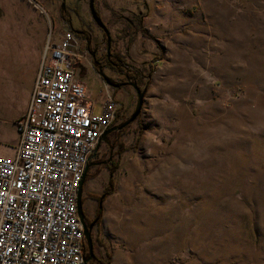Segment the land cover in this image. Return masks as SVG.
I'll use <instances>...</instances> for the list:
<instances>
[{
	"label": "rangeland",
	"instance_id": "rangeland-1",
	"mask_svg": "<svg viewBox=\"0 0 264 264\" xmlns=\"http://www.w3.org/2000/svg\"><path fill=\"white\" fill-rule=\"evenodd\" d=\"M38 4L0 0V23L25 18L44 29L46 44L68 27L62 0ZM95 7L126 60L136 69L155 64L142 78L147 94L136 120L144 128L125 144L131 123L109 138L114 152L102 149L118 160L135 151L101 202L110 207L106 235L97 233L114 249L110 264H264V0H95ZM80 13L101 39L89 0ZM143 14L146 33H133L129 20ZM95 77L93 86L105 85ZM126 89L116 100L128 117L138 95ZM95 172L88 180H101ZM111 178L110 171L103 191L85 186L95 216Z\"/></svg>",
	"mask_w": 264,
	"mask_h": 264
},
{
	"label": "built area",
	"instance_id": "built-area-1",
	"mask_svg": "<svg viewBox=\"0 0 264 264\" xmlns=\"http://www.w3.org/2000/svg\"><path fill=\"white\" fill-rule=\"evenodd\" d=\"M83 47L72 30L50 34L28 109L15 122V152L0 155V264H85L78 190L121 106L112 92L96 99L88 91Z\"/></svg>",
	"mask_w": 264,
	"mask_h": 264
},
{
	"label": "crops",
	"instance_id": "crops-1",
	"mask_svg": "<svg viewBox=\"0 0 264 264\" xmlns=\"http://www.w3.org/2000/svg\"><path fill=\"white\" fill-rule=\"evenodd\" d=\"M38 1L39 0H20L22 4L29 8H31V6L36 7ZM45 40L46 36L44 29H38L34 23L25 20V18L21 23H0V155H12L15 152L14 147L18 141V131L15 122L22 117L28 109L43 55ZM158 64L159 63H157V67ZM92 77L96 79L95 74H93ZM82 79L87 84L88 91L96 99H100L99 96L103 92H112L115 99H117L116 95L122 93L121 91L127 92L126 88L128 86L116 88L110 84L109 87L99 84V89H97V86H93L91 82L86 81L83 76ZM99 83H101V81H99ZM96 89L99 90L97 95H95V92H97ZM100 103L101 101L94 103V112L99 111ZM137 126H139V128H136ZM141 127L144 128V124L140 117L138 122L137 120L134 121L129 127L124 143L126 144L127 141L130 143L134 135L140 133ZM105 144L110 148L109 151L112 152L113 149V152L115 151L116 146H112L111 148L110 144L106 142ZM103 145H100L97 151L99 152L98 156L95 159L92 157V164L88 170L89 174L96 170L94 174L97 173L98 176H101V180L96 181L90 178L89 180L87 179L83 185L82 199L84 200V210L86 208L85 212L90 220L95 216V210L92 209L95 200L86 198L85 186L89 185V182H94L97 185L93 184L95 185L93 186L95 188L94 192L99 190L103 191V187L106 184L105 180L110 178L109 162L112 158H105L103 156ZM9 148L12 149V151H10ZM149 148H151V146H149ZM133 153H135V151L131 150V148L125 152L124 157L122 156L120 158V167H122L125 161V156L127 158L130 154L133 155ZM114 160L115 162L118 160L116 155L114 156ZM109 207V204L104 205V215L107 213ZM106 227V218L103 216L98 224L94 225L92 230L93 237L95 238V245H97L99 240L102 243L101 235L97 233V230L106 235ZM102 245H105V249L101 251V256H104L107 251L111 254L113 260L115 257L114 249L110 250L105 241H103Z\"/></svg>",
	"mask_w": 264,
	"mask_h": 264
},
{
	"label": "flooded vegetation",
	"instance_id": "flooded-vegetation-1",
	"mask_svg": "<svg viewBox=\"0 0 264 264\" xmlns=\"http://www.w3.org/2000/svg\"><path fill=\"white\" fill-rule=\"evenodd\" d=\"M73 8L75 9L76 7L73 6ZM70 16L72 19L71 21L73 24V29L75 31L74 33L83 41V50L86 54H88V58H90L92 62L89 67H87L86 64L81 65V76H83L84 79L87 78L86 81H89L88 79L91 78L93 74H96L101 78V80H104L99 73L100 69L102 68L104 72L112 77L116 82H127L128 78L131 79L130 74H134L136 68L124 57H117V54L121 52L113 47L112 34L110 45L108 44L107 37L105 39L103 36L104 31L102 28V38L99 40H94V30L92 26H90V24L85 20L83 21L75 11H71ZM75 22L77 23V26H74ZM124 86L130 85L125 84ZM87 219L89 223L95 222L93 220L90 221L88 217ZM96 224H98V222ZM96 255L98 256V254Z\"/></svg>",
	"mask_w": 264,
	"mask_h": 264
},
{
	"label": "water",
	"instance_id": "water-1",
	"mask_svg": "<svg viewBox=\"0 0 264 264\" xmlns=\"http://www.w3.org/2000/svg\"><path fill=\"white\" fill-rule=\"evenodd\" d=\"M89 7H90V11H91V14H92L94 21L96 22V24L100 28L103 29L104 33L106 34L108 44L110 45L111 32H110L109 28L107 27V25L105 24L101 15L98 14V11L95 7V0H89ZM62 8L63 9L66 8L65 0H64V3L62 4ZM99 73L102 76V78L108 84L112 85L113 87L120 88V87L124 86L125 84H129V85L133 86L137 92L138 100H137L136 107H135L134 111L131 113V115H129L123 121L116 123L115 125L111 126L110 128H108L107 130L104 131L101 138L99 139L98 145L94 149L93 153L90 155L89 161H88V163L85 167V170H84V174H83L81 184H80V187L78 190L77 204H78V213H79V217H80V220L82 222V225H83L84 235H85V240H86L85 249H87V251H88V254H86V253L84 254L85 264H89L91 260H96V258H97L96 252L94 250V243H93V237H92V230H93V227L96 224V222H91V223L88 222L87 214L84 210V203H83V199H82L83 185L86 181V176H87L88 170L92 164L91 159L95 155V153L98 151L100 144H101V141H104V142L110 144V146L112 148L111 141L108 138V135L111 132L122 130L123 128H125L129 124L133 123L139 117V115L141 114L143 104L145 101V96L147 93V88H141L136 81H132L129 78H128L127 82H120L119 83V82H116L112 77L107 75L102 68L100 69Z\"/></svg>",
	"mask_w": 264,
	"mask_h": 264
},
{
	"label": "trees",
	"instance_id": "trees-1",
	"mask_svg": "<svg viewBox=\"0 0 264 264\" xmlns=\"http://www.w3.org/2000/svg\"><path fill=\"white\" fill-rule=\"evenodd\" d=\"M85 1L86 0H76L77 7L74 9L73 6L71 5V3L68 2V0H65L66 5H67V8L66 9H63L62 8V10H61V17H62L65 25L68 27L69 30L74 31L73 24H72V21H71L72 19H71V16H70L71 15V11H75L76 14L81 17L80 8L82 7V5H83V3ZM63 3H64V0H62V4ZM98 14H99V12H98ZM144 16H145V14H143V15H136L135 18L129 20L128 26L132 30L133 33H136V32H139V31H141L144 34L146 33V31L144 30V28L142 26V22H143L142 19H143ZM103 36L106 39V36H105L104 33H103ZM117 55H118L117 56L118 58L121 57V56L125 58V56H123V54H121V53H119ZM155 61H156V59H155ZM154 68H155V64H154V62L153 63L151 62V63L148 64V66L146 68H144V67L137 68L134 74H132V73L130 74V77H131L132 81H136L141 88H147V84H145V85L142 84V78L144 76H151L152 73H153V71H154ZM126 118H127L126 115L125 116H120L119 115L118 118H117V120H116V123H118L121 119H126ZM129 126H130V124L128 126H126L125 128H123L122 130H120V131H113V132H111L108 135V138L118 137ZM115 141H116V139L113 140V144L117 143ZM103 144H105V142L104 141H101V144L100 145H103ZM126 149L127 148L124 147L122 143H120L119 144V155L121 156L122 152L124 150H126ZM98 154H99V152H96L95 155L93 156V159H95L98 156ZM109 163H110L109 170L112 173V178L110 180L109 186L104 189L103 194L97 197V199L100 201V204H99V207H98V210H97V213H96L95 218L92 219L96 223L99 222V220L101 219L102 214H103V207L101 205V202L107 197V195L111 194L112 191H113L114 172L120 166V159L117 160L116 162H115L114 159H111V161ZM89 176H90V174L88 172L87 173V176H86V180L88 179ZM83 202H84V200H83ZM92 237H93V234H92ZM93 243H94V250H95V248L97 247V245H95V238L94 237H93ZM85 253L88 254L87 249H85ZM111 259H112L111 254L106 251L105 254H104V256H101V255L100 256H97L96 260H91L89 264H110L111 263Z\"/></svg>",
	"mask_w": 264,
	"mask_h": 264
}]
</instances>
